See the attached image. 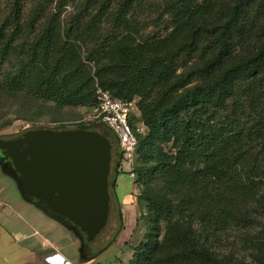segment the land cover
<instances>
[{
	"label": "trees",
	"instance_id": "1",
	"mask_svg": "<svg viewBox=\"0 0 264 264\" xmlns=\"http://www.w3.org/2000/svg\"><path fill=\"white\" fill-rule=\"evenodd\" d=\"M143 1L120 0L113 18L128 34L91 47L71 20L28 41L36 18L23 25L15 0L0 23V113L93 108L97 85L138 97L147 231L127 264H264V236L251 261L220 248L264 210V0H176L172 31L137 42L128 13Z\"/></svg>",
	"mask_w": 264,
	"mask_h": 264
},
{
	"label": "rangeland",
	"instance_id": "2",
	"mask_svg": "<svg viewBox=\"0 0 264 264\" xmlns=\"http://www.w3.org/2000/svg\"><path fill=\"white\" fill-rule=\"evenodd\" d=\"M176 0H145L135 6L128 13V19L132 24L131 33L137 42L150 39H158L167 36L172 31V11L169 7L171 2ZM202 1V0H199ZM237 0H231L234 4ZM15 0H0V23L11 13ZM108 5L104 7L103 3ZM120 0H24L22 22L26 25L31 19L36 18V26L29 31L27 40L31 41L39 36L48 24L54 27L64 25L65 21H73L78 26L79 33L84 34V39L89 46H95L102 40H112L114 38L122 39L129 30L116 26L114 14L118 10ZM102 8L106 10L102 11ZM37 14V15H36ZM85 32H89L85 34ZM90 34V35H89ZM7 68H10L7 64ZM182 69V68H181ZM181 69L178 71L180 72ZM92 108L76 107L64 108L62 110L50 111L43 115L39 120H31L27 117H20L11 113L1 115L0 113V139L11 138L21 135L32 129H50L55 125L60 129L73 130L78 125L84 124L89 129H95L99 132L107 133L112 144V171L110 181L113 185L115 177L118 175L122 180L118 183L120 190L119 202L111 201V210L108 222L101 233L95 238L92 244V250L85 247L88 243L86 236L77 230L70 231L69 239L66 241L68 252L72 256L84 257L88 260L87 264H122L120 258L127 253V247L135 248L143 240L146 234V202L138 204H123V197L126 191L133 193L134 182L130 178L126 180L128 173H117V161L121 156L117 150L118 141L116 137L105 127L92 121ZM12 120L9 125L4 126V122ZM56 128V129H57ZM138 158L135 162V168L138 166ZM128 170L127 166L123 169ZM12 174V173H10ZM14 178V187L20 192L17 184V177ZM3 184L10 183L0 180ZM8 186V185H7ZM12 186V185H11ZM142 192L141 185L138 186L137 197ZM21 194V193H20ZM257 208V206L255 207ZM254 221L247 230H233L226 237V242L220 245L222 251L232 252L251 261L256 249L253 240L264 236V210L258 208L250 215ZM233 237H238L233 241ZM229 242V243H227ZM232 242H236L234 245ZM124 253V254H123Z\"/></svg>",
	"mask_w": 264,
	"mask_h": 264
},
{
	"label": "water",
	"instance_id": "3",
	"mask_svg": "<svg viewBox=\"0 0 264 264\" xmlns=\"http://www.w3.org/2000/svg\"><path fill=\"white\" fill-rule=\"evenodd\" d=\"M23 198L92 243L110 213L112 144L97 131L32 129L0 139Z\"/></svg>",
	"mask_w": 264,
	"mask_h": 264
},
{
	"label": "crops",
	"instance_id": "4",
	"mask_svg": "<svg viewBox=\"0 0 264 264\" xmlns=\"http://www.w3.org/2000/svg\"><path fill=\"white\" fill-rule=\"evenodd\" d=\"M119 172L128 173V170L124 168ZM12 177L0 161V180L12 185L0 182V264H48L46 258L55 254L70 264H87L88 260L84 257L72 256L68 252L66 241L74 228L66 221L51 218L27 202L14 187ZM129 179L127 176L126 180ZM120 180L118 175L114 179L111 201L119 202ZM137 194L138 185L135 184L133 193L125 192L123 204H138ZM131 244L127 247V253H123L124 257L120 258L122 264L132 259Z\"/></svg>",
	"mask_w": 264,
	"mask_h": 264
},
{
	"label": "built area",
	"instance_id": "5",
	"mask_svg": "<svg viewBox=\"0 0 264 264\" xmlns=\"http://www.w3.org/2000/svg\"><path fill=\"white\" fill-rule=\"evenodd\" d=\"M95 95L97 105L92 108V121L104 126L116 137L121 153L118 171H121L124 166H128L129 177L135 182L134 170L139 136L147 131L139 108V98L117 99L108 90H104L98 85ZM49 128L54 130L56 126L53 125ZM46 262L48 264H70L59 254L48 256Z\"/></svg>",
	"mask_w": 264,
	"mask_h": 264
},
{
	"label": "flooded vegetation",
	"instance_id": "6",
	"mask_svg": "<svg viewBox=\"0 0 264 264\" xmlns=\"http://www.w3.org/2000/svg\"><path fill=\"white\" fill-rule=\"evenodd\" d=\"M23 134V133H22ZM21 134V135H22ZM21 135H19V136H16V137H11V138H3V139H5V140H11V139H15V138H18V137H21ZM110 140V139H109ZM117 150H118V152H120V149H119V145H118V148H117ZM0 161L3 163V165H4V167L6 168V170L8 171V172H10V173H12V174H14L15 176H16V174L14 173V169H13V167H12V165H11V163H10V161L9 160H5V159H3V155L0 153ZM112 165H113V159H112V162H111V171H112ZM111 174V173H110ZM109 183H110V185H109V191H110V195H111V198H112V184H111V181H110V176H109ZM94 242H92V243H87L86 245H85V247L89 250V252L92 250V244H93Z\"/></svg>",
	"mask_w": 264,
	"mask_h": 264
}]
</instances>
